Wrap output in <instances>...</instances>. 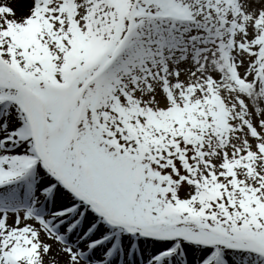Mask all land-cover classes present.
Masks as SVG:
<instances>
[{"label": "snow or ice", "instance_id": "obj_1", "mask_svg": "<svg viewBox=\"0 0 264 264\" xmlns=\"http://www.w3.org/2000/svg\"><path fill=\"white\" fill-rule=\"evenodd\" d=\"M0 264H264V0H0Z\"/></svg>", "mask_w": 264, "mask_h": 264}]
</instances>
